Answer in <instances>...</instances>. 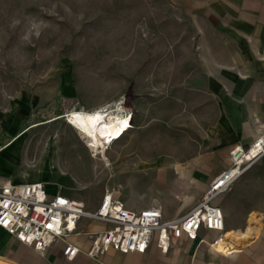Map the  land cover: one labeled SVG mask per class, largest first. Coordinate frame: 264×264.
I'll return each instance as SVG.
<instances>
[{
  "label": "rangeland",
  "instance_id": "rangeland-1",
  "mask_svg": "<svg viewBox=\"0 0 264 264\" xmlns=\"http://www.w3.org/2000/svg\"><path fill=\"white\" fill-rule=\"evenodd\" d=\"M246 1L0 0V181L42 182L89 211L113 187L166 219L187 213L244 143L230 139L247 118L231 130L219 105L231 71L264 69V29L225 25ZM74 109L125 110L131 128L102 156L65 122ZM212 202L226 227L255 217L228 254L264 263V155ZM216 236L195 245L216 253Z\"/></svg>",
  "mask_w": 264,
  "mask_h": 264
},
{
  "label": "built area",
  "instance_id": "built-area-1",
  "mask_svg": "<svg viewBox=\"0 0 264 264\" xmlns=\"http://www.w3.org/2000/svg\"><path fill=\"white\" fill-rule=\"evenodd\" d=\"M120 114L131 117L125 110ZM112 141H106L105 147ZM229 155L230 166L212 179L201 200L179 218H164L161 206L156 204L130 210L117 198L113 187L105 189L96 209L89 211L82 202L59 190L49 194L42 182H7L0 184V228L37 252L59 243L66 260L79 253L97 258L110 250L144 253L152 243L166 254L172 242L181 236L202 241V231H215V238H219L224 226L223 212L212 199L229 190L246 164L264 155V130L250 144L232 147ZM82 219L107 227L101 231L82 230ZM79 235L88 240L83 251L71 239ZM215 238L210 243H215Z\"/></svg>",
  "mask_w": 264,
  "mask_h": 264
},
{
  "label": "crops",
  "instance_id": "crops-1",
  "mask_svg": "<svg viewBox=\"0 0 264 264\" xmlns=\"http://www.w3.org/2000/svg\"><path fill=\"white\" fill-rule=\"evenodd\" d=\"M263 7V3L260 1L247 0L245 4H241L239 11L236 8L235 11L239 12V15H237L238 17L235 18V21H232L233 24L226 23V27L246 30L264 29V10L261 9ZM209 22L213 24L211 16ZM237 71H231L229 73L224 85L225 101L223 106H221V104L219 105V107L224 110L222 115L226 120L225 124H227L231 130V125L234 123L235 119L247 118L246 123L240 126L237 125L236 127L237 133L242 131V133H246V135L242 137L235 136L230 139L231 142L244 140V143L235 144L232 147L250 144L264 129V69H259L256 68L255 65H251L249 69H237ZM244 72H247V77ZM255 118H258V122L256 125L251 126V120ZM32 181L35 180H10L8 182L21 183ZM2 183H5L4 180L0 181V184ZM45 188L49 194H53L57 191L50 192L46 186ZM116 196L124 203L125 207L130 210H140L149 206L137 208L132 206V204L125 199H122L117 193ZM79 227L82 230L101 231L107 227V224L82 219ZM226 228L235 229V227ZM203 233H206V238H208V240L217 234L215 231H202L201 235H203ZM71 239L75 241L82 251L88 246V240L84 235L75 236ZM197 242L198 239L189 240L185 236H181L179 239L172 242L166 254L161 253L155 244L152 243L144 253H121L110 250L99 255L97 258H90L83 253H79L72 260H66L61 253L62 246L59 243L48 247L42 253L37 252L33 250L32 247L17 241L12 235L0 228V258L15 264H264L261 260H258V255L253 249L239 250L227 255H220L211 252L204 245L196 246L195 243Z\"/></svg>",
  "mask_w": 264,
  "mask_h": 264
},
{
  "label": "bare ground",
  "instance_id": "bare-ground-1",
  "mask_svg": "<svg viewBox=\"0 0 264 264\" xmlns=\"http://www.w3.org/2000/svg\"><path fill=\"white\" fill-rule=\"evenodd\" d=\"M64 117L65 122L77 131L82 139H85L87 147H90L91 151L102 153V156H104L103 150L107 149L115 140L120 139L124 132L128 130L131 123V117L128 119L119 113L114 115L111 112L103 114L98 109L92 111L74 109L66 113ZM109 139H111L110 141H114L108 147H105V143ZM255 221V217L250 215L244 229L226 228L224 224L222 235L219 238H215L216 242L210 243L209 246L213 247L216 253L227 255L231 248L241 245V242L246 241L252 236L253 229L251 225ZM0 264L15 263L0 258Z\"/></svg>",
  "mask_w": 264,
  "mask_h": 264
}]
</instances>
